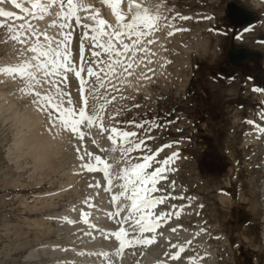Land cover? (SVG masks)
<instances>
[{
    "label": "rangeland",
    "instance_id": "obj_1",
    "mask_svg": "<svg viewBox=\"0 0 264 264\" xmlns=\"http://www.w3.org/2000/svg\"><path fill=\"white\" fill-rule=\"evenodd\" d=\"M227 1H234L243 7L254 10L258 14L256 21L242 30H231L224 18V7ZM260 3H264V0H144V8H148L152 14L161 4H164L161 5V8L162 12L166 14L159 18V24L155 29H152L156 33L152 32L155 38L158 37L155 40L157 49L149 53L158 54L160 51V58L163 55L165 62L161 63L159 59L146 56L147 58L142 59L143 62L141 61L146 67L143 66V70L137 69V76L133 75L135 73H129L128 82L132 80L129 84L121 87L119 86L120 80L118 81L120 84L108 81L109 85L107 83L104 86L108 90L102 87V91L107 92L108 95L100 92L97 100L85 95L89 111L93 106L99 108L103 105L105 110L101 115L105 128L116 127L120 131L126 130L139 134L138 139L145 143L141 146L142 151L132 153L133 155L152 156L160 144L171 145L172 150L180 155L177 161L178 169L176 168L175 174L169 175L176 184V192L184 191L198 195L191 198L201 200L203 211L200 222L204 224L202 231L210 237V234L216 231L213 225L216 224L217 227L220 224L219 229L228 235L235 251L232 253L221 238L212 242L211 246L214 248L213 251L219 264H233L232 258L235 260L234 264H241V258L245 259V264H262L260 263L262 262L261 258L255 254L258 247L255 246L253 249L254 244L260 245L261 250L257 252L262 251L264 257L261 238L262 235L264 240V133L259 132L254 141H245V137H250L251 134L257 132V128L246 121H254L256 125L264 128V120L260 119V114L264 112V93L263 99L261 96L259 100L256 92L247 91V84L245 85L240 76L231 77L232 80L217 81L209 80L212 76L211 73L205 76L208 68H212L223 59L224 51L228 45H246L256 47L262 54L260 60L263 66L262 73L255 77L261 79L260 82L264 85V16L261 15L262 6L259 7ZM2 23L12 26L8 22L3 21ZM163 23L164 26H162ZM158 25L161 26L160 29L157 28ZM174 28L176 31L172 30ZM178 33L181 34L178 35ZM7 39V31L0 28L1 68L10 67L13 62L11 67L18 65L16 62L20 63L25 57L20 59L21 45L15 42L5 43ZM71 44L75 48L73 39ZM152 44L154 41L149 43V46ZM194 65H198V68L194 69ZM147 69L156 72L149 71V73ZM158 70H160L159 73H157ZM190 77H196L198 81H201L199 85L195 81L191 92H187ZM142 79L143 81H141ZM25 82V80L12 75L0 76V264H86L89 255H86L81 249L83 243H80V240L73 241L75 235L67 231L64 218L59 215L63 210L67 211V208L70 211L73 208L79 209L81 199L86 198L83 195L88 196L89 178L94 177L95 172L93 174L90 172L91 177H88L86 173L84 175L75 171L74 179H80L74 185L71 183L73 179L70 178L68 172L72 170L75 163H81L80 161L76 162V149L81 144L87 145L85 148H81V154H84L85 149L87 152L96 154L94 150L97 149V146H93L92 141L97 140L98 137L94 138L95 136L91 132L88 135L85 133L86 129L91 131V128L85 129L81 126L82 131L85 132H80L87 134L81 142L77 139L78 137L73 138L75 136L70 133L71 131H67L68 135L69 133L71 135L68 136L66 132L63 133L62 127L57 126V129L61 128L62 132L60 130L57 131L58 133L56 132L57 135L60 134L58 137L54 133L57 129L50 126L47 115L42 111H37L38 105L33 103L35 97L21 93L20 89L26 88L27 82L26 84ZM201 82L205 85L204 88H202ZM144 84L145 87H143ZM232 84L234 88H231ZM136 88H139V91ZM36 90H40L42 93L44 91ZM140 90L142 91L140 92ZM201 94L207 95L215 103L218 116H214L217 121L201 124L202 132L200 133L194 126L193 118L196 116L194 111L197 109V99ZM113 96L114 98H112ZM70 99H72L71 106L66 103L65 107L78 109L81 106L82 102L77 97ZM27 106L32 107V109L30 108L32 112L36 109L40 115L38 116L37 112L36 114L31 113ZM9 109L10 111H8ZM27 114L32 115L33 118L31 119L30 116L28 119ZM33 115L38 118L34 119ZM113 116L115 119H110ZM248 116L251 119H248ZM130 119H133L136 124H143L144 127L129 126L130 121L128 120ZM28 125L32 126L31 129H27ZM93 127L99 128L98 124ZM47 130L51 134L47 133ZM38 133L41 135L37 136ZM47 134L54 137L51 136V138ZM100 136L104 139V135L100 134ZM203 136L206 137V140L201 138ZM34 137L47 146L50 141L49 137L58 139L59 143L55 141L56 139L51 140L56 143V146L53 147L55 151L51 148L52 153L49 157L39 158L35 155L37 150L33 145ZM60 137L67 138V141L61 138L64 141H61L64 146L61 145ZM67 142L69 147L66 145ZM31 145L33 150L30 148ZM207 148L208 151L211 150V153L215 151L223 159H229V167L224 174L204 173V167L201 169L202 167L199 166V164L204 166L205 163L209 164L210 162L205 155ZM166 156L167 153L164 152L162 155H157L156 158ZM65 158L69 160L67 159V161ZM130 159L132 158L130 157ZM156 161H153V168ZM137 162L141 161L137 160ZM171 165L172 163L169 161V166L171 167ZM153 168L148 171H152ZM66 171L67 173H64ZM226 178L230 179L228 192L231 196L234 197V193L236 191L237 194L238 189L239 193L243 194L242 198L236 197V200L228 201L227 206L213 199L216 198L213 197L215 187L226 188L224 183ZM185 186L187 188H184ZM163 190L165 192L168 190L166 185ZM52 196L54 197L52 198ZM50 198L52 199L50 200ZM243 198H246L245 201ZM199 199L195 200L196 204ZM69 210L68 212H70ZM207 220L210 222H206ZM249 222L247 227L246 224ZM190 224L193 228L196 227L194 222ZM49 243L61 247L73 243L74 247L68 251L67 257H59L56 253L50 256L52 251L45 247ZM41 247H44V251L48 250V253L43 254ZM77 249L83 252V256L77 252ZM35 250L37 257L30 253ZM233 254L236 255L233 257ZM77 261L79 262L77 263Z\"/></svg>",
    "mask_w": 264,
    "mask_h": 264
},
{
    "label": "snow or ice",
    "instance_id": "obj_2",
    "mask_svg": "<svg viewBox=\"0 0 264 264\" xmlns=\"http://www.w3.org/2000/svg\"><path fill=\"white\" fill-rule=\"evenodd\" d=\"M5 0H0V3H4ZM15 8L20 12L25 13L24 16H14L13 13L0 9V18L13 19V20H25L27 16H32L35 19L43 20L45 16L51 15L53 5L57 4V0H23V3H30L32 10L22 7V3L17 0H8ZM111 9L115 16L116 24L108 25L103 19H96L99 13H95L93 16L81 17L77 15L78 12H90L92 9L86 7L83 4H77V0H59V12L56 14V20L48 25L49 28H59V39L48 36L46 33L39 32L32 23H22L19 28L12 27L5 23L0 22V28L6 29L8 39L5 43L15 42L21 45L19 49L20 56L24 57L26 53H32L30 58L23 59L14 67L0 68V75H12L27 82L26 88H21L25 95L34 96L33 103L38 105V111H42L47 115L48 121L51 127H62L65 131H71L74 136H77L80 140L85 138L86 134L80 132L81 126L85 128H91L98 124L101 135L106 132L109 133L107 139L110 141L112 147L110 149L101 148V152H119V158L115 160V164L127 165L122 167L119 172L112 173L110 170L115 164H109L106 159H102L99 155L94 156L93 153L87 152L85 149L84 154H81V148H85L82 144L76 149L77 159L81 162L83 167L88 172L103 171L104 177L107 180L108 188L106 191L111 192L113 187L119 189V192L110 196L111 203L114 206H118L117 210L112 213L114 217H120V221L123 224L131 225V230L120 227L118 231L114 232L116 241H118V249L115 253L117 258H121L126 247H132L139 243L138 237L143 236L145 232H152L159 227L156 222L159 219H163L165 215L157 217L154 215V208L160 204H163L164 199L153 198L151 193L159 191L155 187L158 178L165 172L169 161L172 157L163 161H157V163L163 165V167L155 168L153 171L148 169L153 168V161L155 157L162 152L164 148L171 147V145H164L154 155H144L136 157L141 162L133 163L130 159L131 154L142 151L143 140L138 139L137 132L119 131L116 127L105 128L103 126V116L101 113L105 110L103 105L99 108L93 106L88 110V101L85 97L84 85L87 81L82 78V73L85 71L83 66L85 48L83 40H90L91 42V56L93 63L99 68L100 64L106 63L108 68H112V63L122 64L125 71L132 67L131 62L124 64L122 60L116 59L112 61V57L120 58L125 56L129 51L135 49L141 42V38L150 34L152 28L155 27L156 22L159 20L158 16L150 15L148 8H143L144 0L140 3L130 2L128 5L129 13H131L130 22L125 23L127 19L125 15H122L118 11V6L122 0H103ZM137 11L132 13V9ZM82 19L92 20L97 27L91 25L82 24ZM187 19V18H184ZM63 21L57 23L56 21ZM75 21L73 26L72 21ZM77 28H84L87 31L81 37L80 45V65L73 63L71 59L70 44L73 39V31ZM107 29V31H105ZM88 32L95 33L92 36L88 35ZM106 38L107 43H101L100 38ZM121 37H125L132 40V43L125 44ZM135 38V39H133ZM31 41V43H30ZM43 41V42H42ZM118 43L122 51L116 49L113 42ZM151 43V42H150ZM102 49L104 53L109 56V61H101L97 58L100 57L101 52L95 49ZM135 55V52H133ZM87 76L95 77L100 81L101 76L98 71H94L92 67H87ZM103 71V69H101ZM74 74L75 78L79 81V96L81 106L78 109L71 107H65V104H71L70 93H66L62 90L61 85L67 82L68 75ZM55 77H59L56 79ZM47 86V88H45ZM100 87H103L101 82ZM36 89H42L37 91ZM95 88L88 89V95L93 98L99 99L95 96ZM253 92L262 91L261 89H252ZM67 98V99H66ZM55 113V115H54ZM115 119V117H110ZM260 119L264 120V112L260 114ZM246 123L256 127L259 132L264 133V128H259L254 121H246ZM129 126L136 128H143V124H130ZM90 138V137H89ZM136 138V139H134ZM118 139L120 143L118 144ZM93 145L99 147L95 140L92 141ZM85 157L93 163H84ZM102 165V168L97 166ZM113 181H122V183L113 184ZM90 188L100 187L98 184H89ZM177 199H183V197H176ZM121 201H127L128 203H121ZM75 211V208L72 209ZM121 213H126L121 217ZM90 213H81V222L89 223ZM177 218H179L177 216ZM64 222L73 223L68 218H64ZM176 231V229H172ZM131 237V238H129ZM153 239H145L143 243L150 245L154 243ZM190 243V242H189ZM173 247H176L173 245ZM173 260L179 259L178 256L173 255ZM190 264H196L195 260L190 261Z\"/></svg>",
    "mask_w": 264,
    "mask_h": 264
},
{
    "label": "bare ground",
    "instance_id": "obj_3",
    "mask_svg": "<svg viewBox=\"0 0 264 264\" xmlns=\"http://www.w3.org/2000/svg\"><path fill=\"white\" fill-rule=\"evenodd\" d=\"M148 1V0H147ZM160 1V0H159ZM17 2H20L22 3V7H24V5L26 3H23V0H17ZM34 2V0H33ZM103 2V0H77V4H83L84 6L86 7H90L92 9V11L90 12H78L77 15L81 16V17H85V16H93L95 13H99V16L96 17V19H103L107 22L108 25H115L116 24V19L114 16H111V15H107L105 16L104 15V9L103 7H101V3ZM132 2V3H140L141 1L140 0H122V2L120 3V5L118 6V10L119 12L122 14V15H125L127 17V19L124 21L125 23L127 22H130L131 20V13H129V9H128V5L129 3ZM144 3V2H143ZM163 3V1H162ZM58 4H59V0H57V4L53 6V11H52V14L51 15H48V16H45V18L43 20H35V21H30L32 23V25L39 30V32L41 33H46L48 36L50 37H54L56 39H58V33L60 32V29L59 28H49L48 25L50 23H52L54 20H56V14L57 12H59V7H58ZM158 4V3H157ZM161 5H164V4H161ZM161 5L160 7H156V12L154 14L150 13V15H153V16H158L159 18L161 17H164V15L166 13H163L162 12V8H161ZM142 7L144 8V6L142 5ZM154 8V7H153ZM0 9L4 10V11H7V12H11L14 14V16H20L19 13H18V9L15 8L10 2H8V0H5L4 3H0ZM168 9V8H167ZM170 10V9H169ZM137 11V9L133 8L132 9V13H135ZM166 11V10H164ZM0 20H2V22H8L9 24L12 25V27H16L17 29L19 28V25L22 24V23H27L29 22L28 20H13V19H5V18H0ZM57 23H62L63 21H59L57 20L56 21ZM81 23L82 24H87V25H91L92 27H97V25L92 21V20H89V19H82L81 20ZM161 23V22H160ZM72 24L73 26L75 25V21L73 20L72 21ZM159 24V21L156 22L155 24V27L152 28V29H155L156 28V25ZM170 24V23H169ZM8 25V24H7ZM172 25V24H171ZM162 26H164V23L162 24ZM161 27L160 25L157 26V28ZM176 27V26H175ZM168 28V27H167ZM160 29V28H159ZM169 29V28H168ZM6 30V29H5ZM173 31H176V28L172 29ZM179 30V29H178ZM7 31V30H6ZM87 30L84 29V28H77L73 31V38L75 35L78 36V49L76 50V57L73 55H71V59L73 61V63L77 64L78 66L80 65V60L78 59V55H80V45H81V37L84 35V33L86 32ZM105 31H107V29H105ZM160 31V30H159ZM151 30L150 34L144 36L141 38L142 42L135 48L133 49L132 51H129L125 56H122L120 58H117L115 56L112 57V61H115L116 59H120L123 61L124 64H127L129 62H131L132 64V67L129 68L127 71H125L123 73V65L122 64H115V63H112V68H108V65L106 63L104 64H100L99 65V68L97 67L96 64L93 63V58L91 56V42L90 40H83V45H84V48H85V54H84V67H85V71L82 73V78H84L87 83L84 85L85 87V90H86V87H87V93H86V96L87 97H91L93 98L92 96H89L88 95V89L89 88H95V96L98 97L99 95V92H103L101 87H100V84L101 82L103 83V88L105 89L106 87H104L105 85H107L108 81L111 79V80H119V79H130L129 77V73L132 72L135 73L133 74L134 76H137L136 75V72H137V69H142L144 63H141L142 59L144 58H147L146 56H149V57H154L155 59H159L160 62H164V58L160 59V54H157V53H149L150 51H155L157 49V46H156V43H155V40L158 38H155V35ZM161 32V31H160ZM165 32V31H164ZM171 32V31H170ZM172 33V32H171ZM95 33H92V32H88V35L89 36H92L94 35ZM156 34V33H155ZM157 34H160L159 32H157ZM167 34V33H166ZM181 33H178V35H180ZM169 35V34H167ZM171 35V34H170ZM161 37V36H160ZM121 39H123L124 43L125 44H131L132 43V40H129L125 37H121ZM135 39V38H133ZM164 39V38H163ZM154 41V44L152 46H149V43L153 42ZM159 41V40H157ZM163 41V40H162ZM161 41V42H162ZM43 42V41H42ZM100 42L101 43H107L106 41V38L104 37H101L100 38ZM31 43V41H30ZM115 44V47L116 49H119V50H123L121 48V46L116 43L115 41L113 42ZM159 43V42H157ZM163 43V42H162ZM159 45V44H158ZM162 46V45H160ZM70 48V46H69ZM96 51L98 52H101V55L100 57H98L97 59L98 60H101V61H109V56L103 52L102 49H95ZM133 52H135V55H133ZM160 52V51H158ZM31 55H33L32 53H29L25 55L24 59H28L31 57ZM17 57V56H16ZM20 58V56H19ZM18 59V57H17ZM22 59V57L20 58ZM149 59V58H148ZM153 59V58H151ZM154 60V59H153ZM152 60V62H153ZM155 61V60H154ZM13 62V61H11ZM21 62V61H20ZM143 62V61H142ZM14 63V62H13ZM12 63V64H13ZM150 63V62H149ZM11 64V65H12ZM16 64H19L18 62H16ZM160 64V63H159ZM5 65V64H4ZM8 65V64H7ZM10 65V67H11ZM152 66V64H150ZM16 66V65H15ZM92 67L94 69V71H98L100 73V76H101V80L98 81L96 80L95 77H88L87 76V67ZM158 66V65H157ZM7 67V66H6ZM14 67V66H13ZM146 67V66H145ZM1 68V67H0ZM150 68V67H149ZM158 68V67H157ZM101 69H103V71H101ZM146 69V68H145ZM161 69V68H160ZM143 70V69H142ZM148 70V69H147ZM151 71V70H148V72ZM147 72V71H146ZM147 72V73H148ZM151 72H154V71H151ZM156 72V71H155ZM154 72V73H155ZM160 70H158L157 73H159ZM145 73V72H143ZM150 73V72H149ZM153 74V73H152ZM68 75V79H67V82L62 84L61 85V88L64 92L66 93H70V98L71 97H78V95H76L77 93L75 92V90H77V86L79 87L80 84L79 82L77 81V79L75 78L74 79V74H67ZM154 75V74H153ZM158 75V74H157ZM1 76V75H0ZM139 76V75H138ZM142 76V75H141ZM156 76V74H155ZM133 77V76H132ZM5 78V77H4ZM56 79H59V77H55ZM140 78V77H139ZM146 78V77H145ZM11 79V78H10ZM136 79V78H135ZM7 80V79H5ZM15 80V79H13ZM147 80V79H145ZM132 80H130L131 82ZM134 81V79H133ZM137 81V80H135ZM140 81V79H139ZM143 81V79L141 80ZM130 82L126 83V84H123V85H127L129 84ZM138 82V81H137ZM117 83V82H116ZM135 83V82H134ZM139 83V82H138ZM145 83V82H144ZM26 84V82H25ZM118 84H120L118 82ZM109 85V83H108ZM112 85V84H111ZM115 85V84H114ZM117 85V84H116ZM115 85V86H116ZM138 85V84H137ZM136 85V86H137ZM19 86V85H18ZM24 86V85H23ZM113 86V85H112ZM119 86L122 87V84H120ZM119 86H116V87H119ZM131 86V85H130ZM134 86V85H133ZM139 86V85H138ZM47 87V86H46ZM45 87V88H46ZM111 87V86H110ZM126 87V86H125ZM129 87V85H128ZM144 87V86H143ZM21 88V87H20ZM103 89V90H104ZM108 90V88H106ZM111 89V88H110ZM139 88H137L138 90ZM141 89H143L141 87ZM145 89V88H144ZM40 91V90H39ZM113 91V90H112ZM121 91V90H120ZM119 91V93H120ZM130 91V90H129ZM109 92V91H108ZM141 92V91H140ZM23 93V92H21ZM103 93H106L108 95L107 92H103ZM122 93V92H121ZM124 93V92H123ZM43 94V93H42ZM102 96V95H101ZM119 96V95H118ZM116 97V95H115ZM3 98V97H2ZM1 98V99H2ZM114 98V96L112 97ZM120 98V97H118ZM67 99V98H66ZM96 99V98H95ZM258 99V98H257ZM72 100V99H71ZM97 100V99H96ZM80 101V100H79ZM81 102V101H80ZM103 102V101H102ZM93 103L96 105V102L95 100H93ZM29 105V104H28ZM70 105V104H69ZM108 105V104H107ZM67 106V105H66ZM71 106V105H70ZM1 107V106H0ZM29 107V108H28ZM73 107V106H72ZM7 108V107H6ZM28 109H32L31 106H27ZM74 108V107H73ZM78 108V107H77ZM92 108V107H91ZM30 109V112L31 113H35L38 111H31ZM90 109V108H89ZM10 111V109L8 110ZM27 112V110H26ZM29 112V111H28ZM40 112V111H39ZM33 113V114H34ZM29 114V113H28ZM27 114V115H28ZM38 114V112H37ZM25 115V114H24ZM40 114H38L39 116ZM29 116V115H28ZM27 116V117H28ZM31 116V119L33 118L32 115ZM30 116L28 117V119L30 118ZM34 116V115H33ZM26 117V116H25ZM24 117V119H25ZM35 117V116H34ZM37 117V116H36ZM36 117L34 119H36ZM38 118V117H37ZM30 119V120H31ZM41 119H42V116H41ZM249 119V118H248ZM23 120V119H22ZM21 121V120H20ZM26 121V119H25ZM28 121V120H27ZM33 121V120H32ZM23 122V121H21ZM18 123V122H17ZM32 123V122H31ZM30 124V123H28ZM33 124V123H32ZM25 125V123H24ZM35 126V125H33ZM44 126V125H43ZM32 127V126H30ZM29 125L27 126V129L30 128ZM37 127V126H36ZM60 127V126H58ZM58 127H55L56 129ZM49 129V127H47ZM51 128V127H50ZM261 128V127H259ZM16 129V128H15ZM31 129V128H30ZM52 129V128H51ZM50 129V131H51ZM55 129V130H56ZM61 129V128H60ZM59 129V130H60ZM82 131V128H80ZM84 129V128H83ZM86 129V128H85ZM20 130V129H19ZM53 130V131H55ZM58 129L54 132L56 134L57 131H59ZM32 131V130H31ZM40 131V130H39ZM48 131V130H47ZM52 131V132H53ZM62 131L63 133L65 134V132L67 133L68 135V132L67 131H64L63 128H62ZM35 132V131H33ZM61 132V130H60ZM59 132V133H60ZM85 132V131H84ZM82 131V133H84ZM91 132V134H93L94 138H97V140H95L97 142V144L99 145V147H97V149L94 150V152L96 154H94V156L96 155H99L102 159H106L107 162L109 164H115V160L119 158V152L117 153H111V152H101L100 149L103 148V149H110L112 147L110 141L107 139V136L109 135V133H105L104 134V139H102V136H100V133H99V128L96 129L95 127H91V131L89 129H86V132L88 135L89 133ZM41 133V131H40ZM40 133L37 134V136L41 135ZM49 134H51L49 131L47 132ZM58 133V132H57ZM62 133V132H61ZM71 133V132H70ZM69 133L68 136H71ZM25 134V133H24ZM23 134V135H24ZM45 134V133H43ZM47 134V136L49 135ZM53 134V133H52ZM64 134H61L64 136ZM86 134V135H87ZM19 135V134H18ZM36 135V134H35ZM46 135V134H45ZM57 135V134H56ZM55 135V137H56ZM60 134H58L57 136L59 137ZM66 135V136H67ZM50 137L53 136V135H49ZM65 136V137H66ZM20 137V136H19ZM26 137V136H25ZM49 137H47L49 141V147L43 143L42 141H40L37 137H34L35 140H33V145H35V149L37 150V157H49L51 155V151L50 150L51 148L55 147L56 146V143L54 141H51V140H54V139H51ZM54 137V136H53ZM65 137H60V142H64L62 139H64L65 141H67V138L65 139ZM77 136L73 137V138H76ZM62 138V139H61ZM70 138V137H68ZM71 138V139H73ZM22 139V138H21ZM46 139V138H45ZM79 139V138H77ZM76 139V140H77ZM91 139V138H90ZM47 140V141H48ZM58 139H56L55 141H57ZM80 140V139H79ZM78 140V141H79ZM84 140V139H83ZM44 141V140H43ZM69 141V139H68ZM81 141V140H80ZM20 142V141H18ZM45 142V141H44ZM59 143V141H57ZM61 142V145L63 144ZM72 142H74V140H72ZM82 142V141H81ZM251 142V141H250ZM120 143L119 139H118V144ZM246 143V142H245ZM73 144V143H72ZM77 144V143H76ZM81 144V143H80ZM79 144V145H80ZM93 144V143H92ZM248 144V143H247ZM68 146V142L66 144ZM77 145V146H79ZM82 145V144H81ZM84 145V144H83ZM64 146V144L62 145ZM87 146V145H86ZM85 146V147H86ZM95 146V145H93ZM92 146V147H93ZM33 146L31 145L30 148L33 150L32 148ZM61 147V146H60ZM69 147V146H68ZM96 147V146H95ZM79 148V147H78ZM91 148V147H90ZM54 149V148H53ZM65 149V148H64ZM69 149V148H68ZM93 149V148H92ZM63 150V149H62ZM90 150V149H89ZM246 150V149H245ZM55 151V149L53 150ZM65 151V150H64ZM87 151V150H86ZM92 151V150H91ZM32 152V151H30ZM74 152V151H73ZM85 152V151H84ZM32 153H35V152H32ZM77 155V154H76ZM75 156V155H74ZM35 157V156H34ZM54 156L52 155V158ZM32 159V158H31ZM66 160L68 158H65ZM59 160V159H58ZM69 160V159H68ZM67 160V161H68ZM79 160L77 159L76 162H78ZM39 162V160H38ZM63 163V161H60ZM70 162V161H69ZM93 163L94 164V161H89L88 158L86 157L85 158V161L84 163ZM155 162V161H154ZM37 163V162H36ZM65 163V162H64ZM63 163V164H64ZM172 163V162H171ZM72 164H74L72 162ZM154 165V164H153ZM41 166V165H40ZM73 166V165H71ZM94 166H96L94 164ZM98 167V166H97ZM122 167H127V165H123V164H115V166L110 170L112 173H116V172H119V170L122 168ZM160 167H163V165H160ZM34 168V167H33ZM55 169V168H54ZM71 169V168H70ZM171 167L169 166V164L167 165L166 167V170L165 172H167V170H170ZM34 171V170H33ZM75 171L77 172H81L85 175V173L88 175V177H91V175L89 174L90 172L86 171L83 167H81V163L80 164H77L75 163L72 170L70 172H68L70 174V178L72 177L73 179V182L72 185H74V183L79 180H75L74 179V173ZM164 172V173H165ZM64 173H67L64 172ZM94 172H92L93 174ZM96 173V172H95ZM62 174V173H61ZM51 175V174H50ZM59 175V174H58ZM64 175V174H63ZM94 175V174H93ZM67 176V175H66ZM79 176V174H78ZM48 178V177H47ZM69 178V177H67ZM101 179H103L101 176H100ZM100 178H97L96 176L92 177V178H89V182H88V196L87 195H83L84 197L86 196V198L83 200L82 204H81V207L80 209H82V206L84 204H91V206L93 207L92 209H90L91 211V221L93 222V225L94 226H97V225H102V226H108V227H112L111 223L115 222L116 220H120V217H114L112 215V213H114L116 210H117V207L118 206H114L112 203H111V200H110V196L113 195V194H116L119 192V189L113 187L112 191L111 192H107L106 189L108 188V183H107V180L103 179L104 180V184L101 185L99 183H101V180ZM85 179V178H84ZM83 179V180H84ZM87 181V180H86ZM67 183V182H66ZM69 183V182H68ZM67 183V184H68ZM86 183V182H85ZM117 183H122V181H113V184H117ZM70 184V183H69ZM89 184H98L100 185V188L99 187H95V188H90L89 187ZM85 185V184H84ZM170 185V188H173V185L171 183H169ZM65 187V186H64ZM63 187V188H64ZM68 188V187H67ZM180 188V187H179ZM251 188V187H250ZM65 189V188H64ZM84 189V188H83ZM181 189L183 190V187H181ZM81 191V190H80ZM179 192V191H178ZM81 193V192H80ZM85 193V192H84ZM85 193V194H87ZM242 193V192H241ZM64 194V193H63ZM54 196H52L53 198ZM73 197V196H72ZM176 197H183V199L185 201H178V200H181V199H177ZM238 197H241L242 198V195L239 193V195L237 196ZM245 197V196H244ZM50 198V200L52 199ZM78 198V197H77ZM161 198H165V197H161ZM171 198V199H170ZM197 198V197H196ZM216 198L217 200L222 203L223 205L227 206L228 205V200L229 197L227 196H223L222 194H216ZM248 198V197H246ZM246 198H243V199H246ZM170 199V200H169ZM199 199V198H197ZM195 199V200H197ZM242 199V200H243ZM73 200V199H72ZM194 198H191V197H184L183 195H174L172 192H169L168 193V197H166L164 199L165 201V205L164 207H161L159 209L156 210V215L157 216H161L162 214H167L165 215V217L162 219V220H165L166 224L164 226V228L155 233V234H152L149 236H152L151 239L154 238V244H152L151 246H149L147 249H143L142 248V245L144 244L143 243V240L142 238H139L138 237V240L140 241L139 243L135 244L134 246L132 247H126L124 249V258H117V260L114 258V255L112 252H110L109 254L105 253L106 250H110L111 251V242L110 241H107L103 238H101V236H98V235H95L93 233V231L91 229H89V226L86 225V226H80V225H77L75 224L74 222L73 223H66L65 222V227L67 229V231H70V233H72L73 235H75L73 241L75 240H80L81 242L80 243H83V247L81 249H83L84 253L87 255H89V259L87 260L88 262L86 264H132V263H135V262H138V260H141L143 258H154L156 260H163L164 261V264H190V261L192 260H195L196 264H219V262L217 261V258H216V255L214 254V248L211 246V249L209 248V243H212V242H209V243H206V239H205V235L202 233V229L199 227V228H195V229H192V228H189L187 227V225L183 222L184 220H187L189 219L191 216H192V213H196L197 211H199V207L201 206V204H196ZM239 200V199H238ZM241 200V199H240ZM48 201V200H47ZM75 202V201H74ZM52 203V202H51ZM67 203V202H66ZM121 203H128L127 201H121ZM71 204V203H70ZM45 205V204H44ZM68 205V204H67ZM47 206V205H46ZM70 208V207H69ZM71 209V208H70ZM84 209V208H83ZM68 208H67V211H64L59 215L63 218H68L69 220L73 221V212L74 211H70L68 212ZM96 210L99 212V214L103 217H106V222L105 221H102V219L100 218V216H97L96 215ZM126 213H121V217L123 215H125ZM58 216V215H57ZM177 216L179 218H177ZM60 218V217H58ZM59 221V220H58ZM61 221V220H60ZM114 224H117V222H115ZM181 224H183V226H181ZM200 226V225H199ZM248 227V226H247ZM65 229V228H64ZM172 229H176V231H172ZM62 231V230H61ZM64 231V230H63ZM81 232V233H80ZM80 233V234H79ZM99 235H101V233H99ZM250 237V236H249ZM247 239V238H245ZM71 242V241H70ZM190 242V243H189ZM225 242H226V245L229 247L230 251L233 253L234 252V249L230 243V239L228 238V236H225ZM64 243V242H63ZM67 243V242H66ZM79 243V242H77ZM173 245H175L176 247H173ZM65 246V245H64ZM45 247H47L50 251H52V253L50 254L53 255L54 253H56L59 257L61 256H65L67 257V254H68V251H70V249H72L74 247L73 243L71 245H67L65 247H61V246H58L57 244L55 245L54 243L53 244H48V245H45ZM99 248V249H96V248ZM41 249L43 250V254L45 253H48L47 251H44V247H41ZM116 246L114 245V249L113 251L116 253ZM257 249V248H256ZM76 250V248H75ZM77 252L83 256V252L80 250V249H77ZM91 252H94V253H91ZM101 253V254H98V253ZM31 255L33 256H36V250L34 252H30ZM71 254V253H70ZM69 254V255H70ZM30 255V256H31ZM56 255V256H57ZM173 255H176L179 257V259H176V260H173L171 257ZM75 257V256H74ZM85 257V256H84ZM70 258V257H69ZM63 259V258H62ZM60 260V259H59ZM85 260V259H84ZM233 261V258L231 259ZM72 261V260H70ZM235 261V260H234ZM75 261L73 260V263ZM79 261H77L78 263ZM85 262V261H84ZM83 262V263H84ZM111 262V263H110ZM61 264V263H60ZM82 264V263H80Z\"/></svg>",
    "mask_w": 264,
    "mask_h": 264
},
{
    "label": "water",
    "instance_id": "obj_4",
    "mask_svg": "<svg viewBox=\"0 0 264 264\" xmlns=\"http://www.w3.org/2000/svg\"><path fill=\"white\" fill-rule=\"evenodd\" d=\"M226 15L230 19V21L232 23H234L235 25H241V24L246 23V22L253 19V16L251 13L235 6L232 3H229L227 5ZM242 54H244V53L238 54V55H240L239 59L244 60L247 57V54H245V55H242ZM231 60H233V59L231 58Z\"/></svg>",
    "mask_w": 264,
    "mask_h": 264
}]
</instances>
